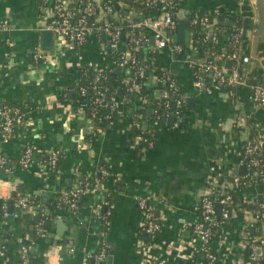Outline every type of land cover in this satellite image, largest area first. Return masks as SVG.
Wrapping results in <instances>:
<instances>
[{"label": "crops", "instance_id": "1", "mask_svg": "<svg viewBox=\"0 0 264 264\" xmlns=\"http://www.w3.org/2000/svg\"><path fill=\"white\" fill-rule=\"evenodd\" d=\"M255 6V0H183L179 11L185 12L186 18L191 12L217 8L223 10L227 20L237 14L249 16L242 50L249 60L242 66L248 80L264 86V48L254 27ZM137 16L127 12L117 21L123 24ZM1 20L8 21L9 26L7 35L0 30V106L17 104L23 110V123L15 126L8 139L0 135V155L10 166L9 172L0 166L2 264H19L23 245L35 259L29 264H83L98 251L101 238L107 245L101 264H142L146 259L189 264L192 235L187 224L196 217L208 182L216 180L226 186V178L238 173L247 119L257 122L258 135L264 138V109L251 101L249 87L236 89L235 95L224 88L200 91L187 63L199 59L196 49L184 60L175 58L168 48L157 50L160 67L175 76L183 91L186 109L181 122L177 118L169 121L173 116H167L153 123L156 143L136 156L127 137L131 122L121 112L122 102L115 120L93 140L89 135L92 121L81 106L73 105L70 95L63 93L76 81L78 69L84 64L96 70L117 67L107 37L94 32L78 46L53 34L51 44L43 46L40 30L46 28L49 14L47 9H39L36 0H0ZM190 35L187 26L183 43L190 41ZM144 46L155 50L149 41ZM34 54L39 57L34 58ZM221 56L217 54L216 59ZM233 65L226 68L230 70ZM27 142L38 151H62L60 172L36 163L35 154L27 167L22 166L19 160ZM97 172L104 177L103 182L90 183L94 188L77 196L76 207L65 203L51 207L61 193L75 188L81 174L96 179ZM116 181L122 188L104 221L100 213L103 197ZM259 195L264 199V185L251 184L237 197L245 204L259 203ZM5 196H30L36 205L13 207L8 212L1 209ZM143 197L150 198L155 206L159 225L149 240L140 230L137 201ZM41 210L44 225L38 221ZM256 222L258 226L251 233L264 236V223L257 221L251 208L243 207L230 217L222 234L211 242L217 264L232 252L244 255L243 231Z\"/></svg>", "mask_w": 264, "mask_h": 264}, {"label": "built area", "instance_id": "2", "mask_svg": "<svg viewBox=\"0 0 264 264\" xmlns=\"http://www.w3.org/2000/svg\"><path fill=\"white\" fill-rule=\"evenodd\" d=\"M40 10L47 9L49 14V20L46 28L50 30L54 35L61 39L69 41L75 45H83L88 36L92 33H104L107 37V47L117 55V59H113V63L116 66L125 68L127 65H136L138 58L135 52L141 47L148 43V38L145 37L144 32L147 31L149 38L152 37L154 40V49L161 50L168 48L173 54L181 51L179 43L174 42V33L177 29V22L173 18L172 14L167 7L172 6V0H159L160 2V13L153 16H143L138 14L134 20L129 19L125 23H119L117 13L112 10L111 4L108 1H96L86 0L82 8H76L74 0H36ZM102 1V2H101ZM152 0L151 2H154ZM111 14L112 18L116 21L113 23L109 18H106V14ZM94 17L91 24L87 23L89 17ZM199 22L202 29H207L210 25L207 14L199 16L197 13L194 14L191 22ZM122 25L127 28L125 37H127V46L121 44ZM8 21H0V30L6 32L8 30ZM246 29L242 26L236 27L232 30L228 37V54L227 59L234 62L232 69L226 68L224 65H219L212 60L199 58L195 62L188 61L190 68H194V78L196 88L200 91L209 90L210 88H224V86H230L233 89H238L242 86H248L250 89V99L259 108L264 109V87L259 83H250L248 81V73L242 66L248 62V56L244 55L241 49L242 38L245 39ZM212 40L216 41V37L213 36ZM7 44L10 42L7 40ZM39 57L38 54H34V58ZM152 62V61H151ZM0 62V77L3 75L1 71ZM139 76L143 75L142 69L137 71ZM208 74L210 76L209 81L205 82L201 78L202 75ZM5 74H7L5 72ZM161 81V82H160ZM158 87L165 85L163 80L157 81ZM94 89L95 85L92 86ZM225 89V88H224ZM229 92V91H228ZM233 94L232 92H229ZM162 97L167 96L166 91L161 92ZM101 102L102 99H97ZM112 105L113 110H119L122 100L113 99ZM184 103V99L180 98L176 100V104L180 107ZM83 108V106L81 105ZM175 117L178 118V112L175 113ZM23 123V110L18 106H0V135L4 139H8L14 131L16 125ZM264 138L257 135L250 137L248 132L242 139V150H241V163L245 158H248L249 167L259 166V160L253 156L258 152ZM25 150L21 155L19 163L27 167L30 164L31 152L36 149L33 144H24ZM37 150V149H36ZM50 156L46 164L42 167L50 170L56 164V151L49 152ZM243 165V164H242ZM0 166L4 168L6 172L10 171V166L6 158L0 155ZM245 166V165H244ZM105 172V171H104ZM247 172H244V174ZM249 173V172H248ZM244 174H233L231 181L229 182V188L239 186H249L252 183H246L241 181V176ZM250 174L257 175L262 172H250ZM82 183L79 181L75 188L68 190L67 192L61 193L59 198L71 208L76 207V198L79 194L92 190L94 187H89L88 183ZM223 183H218L216 180H210L201 194L198 205L196 207V217L193 222L187 224L188 229L192 235L190 246L192 249V255L190 257L189 264H217V255L211 248V238L213 236L214 227L218 224H227L230 217L235 214L234 202L232 194L225 189ZM219 188L218 194L216 189ZM9 196H5L2 200L1 208L4 210L11 205L14 208H27L36 205L34 198L30 196H19L9 200ZM220 205V210H216V205ZM138 208L141 212L140 230L145 234L154 235L159 225L157 217L155 216V210L153 203L148 197H143L137 201ZM255 214L257 221L264 223V199L258 203L256 209L252 210ZM106 216H103L105 221ZM40 227V223H38ZM226 227V225H225ZM224 227V229H225ZM252 228V225H249ZM248 227V228H249ZM223 229V230H224ZM222 230V232H223ZM221 232V234H222ZM243 245L247 247V254L243 256L238 253H230L228 256L222 258L219 264H244L243 260L245 257V264H262L261 257L264 254V236L254 235L249 230L243 231ZM148 246L147 244H145ZM107 245L103 238L99 241L98 251L92 256V264H101L106 257ZM199 254H202L199 256ZM30 255L28 246L23 245L19 251V264H29ZM83 264H89L88 258ZM142 264H167L164 259H146Z\"/></svg>", "mask_w": 264, "mask_h": 264}, {"label": "trees", "instance_id": "3", "mask_svg": "<svg viewBox=\"0 0 264 264\" xmlns=\"http://www.w3.org/2000/svg\"><path fill=\"white\" fill-rule=\"evenodd\" d=\"M86 0H74L72 5H75L76 8H82ZM106 1V0H102ZM101 1V2H102ZM112 6L114 13H117L119 16L127 15V12H132L134 14H141L143 16H153L160 13V2L159 0H107ZM183 0H172V6L167 7L172 16L179 11V5ZM117 4L118 8H115ZM219 11V12H218ZM197 13L199 16L204 14L208 15L209 26L207 29H202L203 27L197 21L191 22L194 14ZM106 18H109L113 23L116 19L112 18L111 14L107 13ZM174 18V17H173ZM94 17H89L87 23L91 24ZM178 23V19L174 18ZM134 20V19H132ZM188 28L190 29V41L187 43H179L181 46V51L174 53V57L180 60H184L187 56L190 55L193 49H196L197 56L202 59L212 60L219 65H223V60L227 59L226 55L228 54V37L232 30L236 27L242 26L246 29L247 24L251 21L249 16H241L239 14L233 15L230 20H227L224 17L222 9H211L208 11H199L191 12L187 15ZM120 25V24H119ZM122 26V25H120ZM254 27L257 30V25ZM123 38L121 44L127 46V37H125V32L127 28L122 26ZM145 37L149 40L148 32H144ZM216 37V41L212 40V37ZM245 45V39L242 38L241 49ZM264 48V45L262 43ZM224 48L220 50L219 48ZM212 54L209 57L207 54ZM138 62L136 65H127L123 70L115 72L114 67H106L100 70H96L90 67L87 64L82 65L78 69V75L76 81L69 87L66 91H63L64 96L70 95L71 100L74 106H83V112L86 117L92 121V129L90 136L93 140H96L99 136V132L104 129L106 126L110 125L116 118L118 112L113 110L111 107L114 103L113 99L122 98V114L126 115L131 124L127 132V137L129 144H131V151L139 156L143 151L150 149L156 143V131L153 126L155 122L162 121L167 116L175 117V113L178 112L180 122L184 119L185 105L184 103L178 107L176 100L183 98V91L178 84L175 76L167 71H164L157 60V51L152 49H146L145 46L141 47L137 52H135ZM222 55L220 60L216 59V55ZM110 56L114 59H117V55L114 52H110ZM152 61V62H151ZM142 69L143 75L139 76L137 71ZM194 72V68L192 69ZM230 71V70H229ZM202 80L207 82L210 79V76L206 73L201 76ZM163 80L165 85H160L158 87L157 81ZM250 83H256L254 79L248 80ZM161 82V81H160ZM95 85L94 89L92 86ZM224 88L232 92V95H235L236 89L231 88L230 86H224ZM166 91L167 96L162 97L161 92ZM97 99H102L101 102H98ZM7 106H18L17 104H3ZM247 131L250 137H255L258 135L257 122L251 119L246 120ZM30 144V143H26ZM25 146L22 147L23 154ZM56 154V164L52 168L53 171L60 172L58 168L59 160L63 154L60 150H54ZM35 154V162L43 166L49 159V152L38 151L33 149L31 155ZM256 157L260 165L250 166L249 170H246L243 176H241V181H246V183H252L254 185H264V142L261 149L253 154ZM21 158V157H20ZM7 160V159H6ZM8 161V160H7ZM242 164L248 165V158H245L242 161ZM249 172V173H248ZM250 172H262V174L253 175ZM95 178H90L85 174H81L80 178L77 180L81 181L82 185L84 183L94 182L96 180L98 183L103 182V176L101 173L97 172ZM232 176H228L224 182L227 189L233 197L234 209L237 213H240V210L243 207L251 208L252 210L256 209L258 202L243 203L237 197L239 192L245 190V186L232 187L229 188L228 184L231 181ZM97 183V184H98ZM97 184L95 187H97ZM122 183L120 181L114 182L113 186L107 189L103 201L101 204V216H106L111 210V203L114 199L116 193L121 190ZM219 188L216 189L218 194ZM36 204V203H35ZM64 205V202L58 197L57 199L51 202V207ZM154 210L155 206L152 205ZM2 209V208H1ZM107 218V216H106ZM38 221H42V225L45 224V214L41 210L38 212ZM225 223L218 224L214 227L213 236L210 240L212 242L215 238H218L221 235L222 230L225 227ZM258 222L252 224V228H257ZM249 231L251 232V229ZM144 233V232H142ZM149 238L151 235H147ZM146 240V241H147ZM264 249V248H263ZM215 252V250H213ZM243 254H247V247L242 251ZM264 253V250H263ZM202 254H199L201 256ZM93 256V255H92ZM92 256L88 258L89 264H92ZM261 262L264 264V254L261 257ZM0 264H2V259L0 257Z\"/></svg>", "mask_w": 264, "mask_h": 264}, {"label": "water", "instance_id": "4", "mask_svg": "<svg viewBox=\"0 0 264 264\" xmlns=\"http://www.w3.org/2000/svg\"><path fill=\"white\" fill-rule=\"evenodd\" d=\"M114 2L116 0H113ZM255 4H256V15H257V20H256V25H257V31H258V34H259V37L264 45V0H255ZM115 8H118L117 4H115ZM174 18H177L178 19V23H177V29L175 31V43H183L184 42V37L186 35V32H187V26H188V21H187V18L185 16V12L183 11H178L177 13H175L173 15ZM6 33V32H5ZM7 35V33H6ZM52 36H53V33L48 30V29H41L40 30V37H41V41H42V45L43 46H49L52 42ZM103 36H105V34L103 33ZM123 38V35H121L120 39L122 40ZM149 43L151 45L154 44V40L152 37L149 38ZM219 60V59H217ZM225 65L226 67H230V65L232 64V61L230 59H226L225 60ZM122 67L121 66H117L115 68V72H119V70H121ZM263 86V85H262ZM264 87V86H263ZM191 101V98H189V102ZM174 117H169V121H173ZM244 171H245V166L244 165H240L239 166V169H238V174H244ZM262 199V196H258L257 197V200L260 201ZM8 212H11L13 211V207L11 205L8 206L7 208ZM216 210L219 211L220 210V205L217 204L216 205ZM155 216H157V212H155ZM30 251H32L30 249ZM110 258V256L108 257ZM35 259L32 257L30 258V262L31 263H34Z\"/></svg>", "mask_w": 264, "mask_h": 264}, {"label": "bare ground", "instance_id": "5", "mask_svg": "<svg viewBox=\"0 0 264 264\" xmlns=\"http://www.w3.org/2000/svg\"><path fill=\"white\" fill-rule=\"evenodd\" d=\"M219 12V11H218ZM128 67V66H127ZM242 149V148H241Z\"/></svg>", "mask_w": 264, "mask_h": 264}]
</instances>
